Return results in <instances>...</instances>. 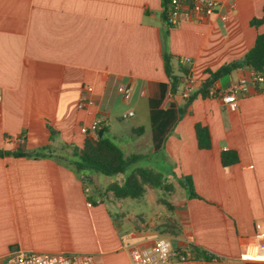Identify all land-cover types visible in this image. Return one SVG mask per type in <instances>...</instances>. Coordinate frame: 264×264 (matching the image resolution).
<instances>
[{"label": "crops", "instance_id": "crops-1", "mask_svg": "<svg viewBox=\"0 0 264 264\" xmlns=\"http://www.w3.org/2000/svg\"><path fill=\"white\" fill-rule=\"evenodd\" d=\"M218 1L212 14L169 26L161 0H0V148L46 147L42 156H0V264L15 248L129 264L131 246L158 237L216 257L165 264H263L238 254L254 240V221L264 223V88L249 84L236 110L197 93L162 145L151 139L149 99L168 83L164 54L174 70L178 59H190L194 92L207 70L242 57L264 31V22L250 24L262 16L264 0ZM252 71L237 67L211 87L221 90ZM120 85L130 87L128 97ZM184 86L171 95L166 84L164 107L182 104ZM128 109L133 114L122 118ZM97 116L105 119L102 134L125 155L143 154L129 170L152 167L171 187L146 186L140 197L116 199L106 188L125 174L105 183L96 171L77 175L64 158L94 136L81 127ZM196 122L207 126L209 148L198 147ZM225 149L238 155L227 166L220 161ZM184 176L198 197L187 195Z\"/></svg>", "mask_w": 264, "mask_h": 264}, {"label": "trees", "instance_id": "trees-1", "mask_svg": "<svg viewBox=\"0 0 264 264\" xmlns=\"http://www.w3.org/2000/svg\"><path fill=\"white\" fill-rule=\"evenodd\" d=\"M162 1V16L165 19L166 11L168 8L169 0ZM264 22V6L263 14L261 17H254L250 20V24L257 25ZM171 57L169 54H164V69L168 77V93L173 95L177 92L178 87L184 82V80L190 77V68L187 62L177 61V67L175 70L171 65ZM241 66H249L255 71L264 73V31L257 33L252 46L243 54L242 57L231 60L219 66L215 70H207L208 76L200 83L194 92H190L189 95L183 99L181 105L174 107L169 104L164 107V103L167 99L166 84H162V89L158 98L149 99L150 118H151V139L155 146H161L166 132L168 131L172 122L179 116H181L193 98V96L199 93L201 96L210 95V87L214 80L222 75L228 74L232 69ZM163 121V122H162ZM160 122H162L160 124ZM160 124L157 129V125ZM100 128L105 129L102 125ZM195 136L197 145L200 148H209L211 146L210 134L207 126L196 122L194 125ZM50 129V135L53 134V129ZM46 147H41L37 150L27 151L24 150L22 145L12 150L0 148V156L13 155V156H42L46 154ZM143 157L141 153H130L125 155L122 148L111 138L104 134L100 136L96 133L95 136H85L80 148L73 150L71 154L64 158L67 164L77 174L81 175L86 170L96 171L105 175H115L122 173L128 165L137 162ZM238 158L236 151L231 149L222 150L220 153V161L223 166H227L235 162ZM180 184L187 190V195L192 197H198V194L194 191L192 179L189 176L179 178ZM153 187L161 190H168L171 184L166 180L163 174L147 166H135L132 167L125 174L124 180L121 183L113 182L107 186V190L111 191V194L116 199L121 198H137L143 195L145 187ZM85 187V186H84ZM87 199L90 203L95 196L85 191ZM166 203L164 200H161ZM194 253V257L200 260H209L216 258L212 254H207L204 250L197 246H189Z\"/></svg>", "mask_w": 264, "mask_h": 264}, {"label": "built area", "instance_id": "built-area-1", "mask_svg": "<svg viewBox=\"0 0 264 264\" xmlns=\"http://www.w3.org/2000/svg\"><path fill=\"white\" fill-rule=\"evenodd\" d=\"M219 4L218 0H169L165 22L173 26L182 18L199 19L212 14ZM180 60L187 63L190 61L188 57L180 58ZM184 82L185 86L181 91L182 99L189 95L193 87L190 77ZM249 84L264 88V73L253 70L248 78H239L221 90L210 87V95L217 96L227 109L236 110L238 97L246 91ZM118 90L125 97H128L131 92L130 87L126 85L118 86ZM132 114L133 111L128 109L122 112L121 116L127 118ZM104 123L105 119L97 116L89 126H83L81 130L90 131L95 136ZM253 235L254 240L243 246L238 258L264 264V223L262 221H254ZM128 254L129 264H165L171 260H195L197 263L201 261L194 257L189 247H173L170 241L163 237L154 239L149 245L131 246ZM8 264H96V261L94 255L88 252H49L15 248L8 256Z\"/></svg>", "mask_w": 264, "mask_h": 264}, {"label": "rangeland", "instance_id": "rangeland-1", "mask_svg": "<svg viewBox=\"0 0 264 264\" xmlns=\"http://www.w3.org/2000/svg\"><path fill=\"white\" fill-rule=\"evenodd\" d=\"M221 79H222V81L224 82V81L226 80V75H222V76H221ZM115 141H117V140H115ZM140 162L144 163L145 161H144V160H141ZM129 168H130V165H128V166L126 167V169H125L122 173H117V174H115V175H105V174L99 173L100 181H101L102 183H105V182H107V181H110V180L115 179V177L118 179V177H120V176L126 174L127 171L129 170ZM167 179H168V180H173L174 178H167Z\"/></svg>", "mask_w": 264, "mask_h": 264}, {"label": "water", "instance_id": "water-1", "mask_svg": "<svg viewBox=\"0 0 264 264\" xmlns=\"http://www.w3.org/2000/svg\"><path fill=\"white\" fill-rule=\"evenodd\" d=\"M102 131H103L102 128L98 129L97 134L100 136L102 134ZM84 178H86V179H84V183L86 184V186L88 188L92 189L93 188V185L91 183V179L89 178V176L88 175H85Z\"/></svg>", "mask_w": 264, "mask_h": 264}]
</instances>
